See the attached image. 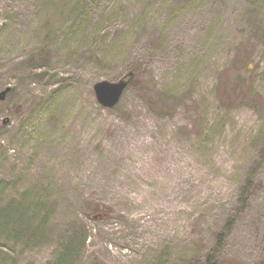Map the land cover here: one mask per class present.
I'll list each match as a JSON object with an SVG mask.
<instances>
[{"label": "rangeland", "instance_id": "obj_1", "mask_svg": "<svg viewBox=\"0 0 264 264\" xmlns=\"http://www.w3.org/2000/svg\"><path fill=\"white\" fill-rule=\"evenodd\" d=\"M3 92L0 264H264V0H0Z\"/></svg>", "mask_w": 264, "mask_h": 264}, {"label": "water", "instance_id": "obj_2", "mask_svg": "<svg viewBox=\"0 0 264 264\" xmlns=\"http://www.w3.org/2000/svg\"><path fill=\"white\" fill-rule=\"evenodd\" d=\"M131 78L132 73L129 72L117 82H109L105 80L96 82L93 85V92L97 102L106 108H111L116 105ZM3 94L4 92L1 93L0 98H3Z\"/></svg>", "mask_w": 264, "mask_h": 264}, {"label": "trees", "instance_id": "obj_3", "mask_svg": "<svg viewBox=\"0 0 264 264\" xmlns=\"http://www.w3.org/2000/svg\"><path fill=\"white\" fill-rule=\"evenodd\" d=\"M132 78H131V80H132ZM131 80H130V82H131ZM242 85H243L242 87L245 86V88L248 89L249 85L246 82H244ZM242 87H241V85H239V82H237V81H233L231 83V85L226 87V77L224 76V73H222L218 78V87H217V91H218L220 101H221V95L223 98L230 97L231 99H239V100L246 98L245 94L248 93V91L244 92ZM249 90H250V93L252 94L251 89H249ZM71 256H72V252H69V250H67L63 254L62 258L59 260V262L60 263H66L70 260ZM183 264H214V263H210L209 261L206 263H202V262L196 261V260H188L187 262H184Z\"/></svg>", "mask_w": 264, "mask_h": 264}]
</instances>
